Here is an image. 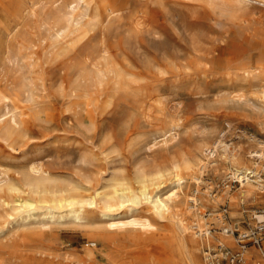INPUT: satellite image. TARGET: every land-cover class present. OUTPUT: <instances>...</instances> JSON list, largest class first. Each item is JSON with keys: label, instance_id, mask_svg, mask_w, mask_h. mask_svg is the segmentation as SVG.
I'll return each mask as SVG.
<instances>
[{"label": "rangeland", "instance_id": "1", "mask_svg": "<svg viewBox=\"0 0 264 264\" xmlns=\"http://www.w3.org/2000/svg\"><path fill=\"white\" fill-rule=\"evenodd\" d=\"M10 5L0 92L18 123L0 117V184L44 175L99 198L123 183L139 195L123 217L149 223L110 225L94 205L18 219L22 186L0 207V264H264V186L233 173L264 180V0ZM171 189L158 212L150 197Z\"/></svg>", "mask_w": 264, "mask_h": 264}, {"label": "bare ground", "instance_id": "2", "mask_svg": "<svg viewBox=\"0 0 264 264\" xmlns=\"http://www.w3.org/2000/svg\"><path fill=\"white\" fill-rule=\"evenodd\" d=\"M37 2V0H10V7L14 13L23 12L27 8H32V6ZM46 2H54V0H46ZM1 87V84H0ZM8 96L0 92V100L2 99V104L0 105V117L8 112L11 113L8 120H13L18 123V105L16 102L9 101ZM7 121V119L0 120V125ZM259 155H262L259 152ZM33 170H38L32 167ZM253 170L245 167H235L233 173L239 176L242 184H252L256 182L264 186V180L261 178H254L252 174ZM242 173V175H239ZM180 179V178H179ZM178 179V180H179ZM197 182L200 181L199 177H196ZM142 183V194H146V187L148 186V178L143 175L139 178ZM22 186H26L29 196L21 197L19 208L21 207V212L18 215V219H27L31 217H36L39 213L47 219H72L81 220L86 218V212L88 211L89 205H94L99 207V217L108 222L110 225H126L132 224L136 225L138 223L147 224L149 220L147 218L139 219L136 216H129L127 218L123 217V208L127 207L129 204L134 205L138 202L139 195L130 190L129 186H124L123 183L116 185L112 192H98L96 196L99 198H94L92 196L83 197L81 194H76L71 191L66 185L59 184L54 178L49 176L39 175L32 176L30 174H25V176L19 180H12L6 184H0V207H5L9 202V192H14L19 194L24 191ZM121 190V192H119ZM37 194L32 197L31 194ZM175 190H169L166 197L156 196V198L150 197L154 208L160 212L161 210L169 207V201L171 197L175 194ZM18 198V196H17ZM13 199V200H17ZM189 200L196 202L195 197H191ZM40 203V204H37ZM256 216L260 220H264V213H257ZM197 227L201 230L208 228H203V225L198 223ZM94 237V236H93ZM97 237V236H96ZM94 237L89 240L92 245L97 244V239Z\"/></svg>", "mask_w": 264, "mask_h": 264}]
</instances>
